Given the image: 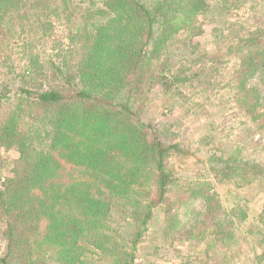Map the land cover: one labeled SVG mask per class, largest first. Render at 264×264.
I'll return each mask as SVG.
<instances>
[{"label":"trees","instance_id":"16d2710c","mask_svg":"<svg viewBox=\"0 0 264 264\" xmlns=\"http://www.w3.org/2000/svg\"><path fill=\"white\" fill-rule=\"evenodd\" d=\"M101 1L89 13L92 21L71 35V47L55 49L45 61L27 40L23 70L0 77V145L19 151L13 175L0 180L6 227L0 264H84L90 250L113 264H135L160 205L168 231L199 224L206 231L211 218L214 230L228 238L234 215L247 217L240 208H223L204 184H180L167 164L179 145L165 142L141 116L147 92L168 95L201 71L174 69L167 50L210 9L209 0ZM54 4L0 0V49L15 18L27 19L31 8L40 21L59 9ZM248 35L231 46L240 58L237 104L264 132V31ZM252 144L264 155V134ZM211 160L224 164L228 177L264 180V159L236 151ZM197 197L205 211L191 207Z\"/></svg>","mask_w":264,"mask_h":264},{"label":"rangeland","instance_id":"374dc122","mask_svg":"<svg viewBox=\"0 0 264 264\" xmlns=\"http://www.w3.org/2000/svg\"><path fill=\"white\" fill-rule=\"evenodd\" d=\"M55 2L59 6L57 12L53 9L40 21L34 9L29 8L27 19L15 18L9 24L12 31L5 48L0 49V77L10 79L13 69L23 70L27 40L45 61L54 55L55 49L67 50L73 32L92 21L89 13L102 1L52 0V5ZM209 3L210 9L201 12L190 27L174 36L167 50L174 69L185 73L201 71L177 84L168 95L154 89L147 92L141 98L145 103L141 116L165 142L179 145L180 150L172 151L167 164L180 184L186 187L204 184L216 192L223 208L230 213H237L240 208L247 217L242 221L234 215V231L228 238L222 237V231L214 230L208 217L210 225L206 231L202 230V224L193 229L188 226L168 231V219L160 205L138 245L135 264H264V180L248 183L238 176L228 177L223 173L224 164L211 160L213 154L230 157L236 151L245 158L264 159L252 144L254 137L257 139L264 132L237 104L239 80L234 81V73L240 58L231 50V46L238 47L242 36L264 31V0H209ZM18 158L16 147L0 145V180L13 175ZM190 205L197 211H205L199 197ZM5 228L0 220V257L6 249ZM85 259L84 264H113L111 258L93 250L85 253Z\"/></svg>","mask_w":264,"mask_h":264}]
</instances>
